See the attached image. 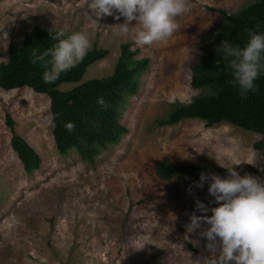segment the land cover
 <instances>
[{
    "label": "rangeland",
    "instance_id": "1",
    "mask_svg": "<svg viewBox=\"0 0 264 264\" xmlns=\"http://www.w3.org/2000/svg\"><path fill=\"white\" fill-rule=\"evenodd\" d=\"M254 1L189 0L190 12L177 18L180 28L167 43L140 46L138 23L121 33L125 18L116 19L115 10L94 23L90 0H0V64L7 62L8 45L20 46L35 26L69 36L84 33L89 50L108 51L82 81L111 75L121 44H130L137 58L150 59L137 95L121 111L128 133L93 166L73 152L58 154L47 96L29 88L0 89V264H191L210 255L199 235L207 225L194 233L186 230L197 200L209 209L218 206L208 194L210 181L203 188L194 186L200 177L161 181L153 165L160 160L202 167L205 174L227 178V169L217 162L229 168L239 163L235 170L241 177L247 173L264 180V136L227 123L207 128L198 119L165 128L157 122L173 106L210 92L191 86L201 38L223 24L210 8L232 15ZM74 86L63 84L59 90ZM7 115L14 133L41 159L31 175L10 148ZM259 143L261 151L255 148Z\"/></svg>",
    "mask_w": 264,
    "mask_h": 264
},
{
    "label": "trees",
    "instance_id": "2",
    "mask_svg": "<svg viewBox=\"0 0 264 264\" xmlns=\"http://www.w3.org/2000/svg\"><path fill=\"white\" fill-rule=\"evenodd\" d=\"M210 11L221 15L223 24L201 38L198 63L191 67L192 88L210 92L194 97L187 104L173 106L168 116L157 122V126L172 127L186 119H198L207 128L227 123L264 136V70L254 82L255 90L241 95L239 86L231 82L233 77L227 66L228 59L215 51L221 40L243 48L252 34L264 35V0H255L232 15L223 10L210 8ZM58 33L35 26L24 33L20 46L10 43L7 62L0 64V89L29 88L36 94L47 96L56 150L62 157L75 152L81 160L93 166L102 152L116 146L128 133L120 123L121 111L129 104V99L137 95L150 59L137 58L138 52L131 50L130 44H121L111 75L82 81L86 70L108 55L105 49L93 48L75 67L61 73L54 83H45L42 76L46 69L40 62L31 63L32 53L36 51L40 55L52 48L57 43L52 37ZM67 36L65 34L62 38ZM63 84L75 86L61 91L59 87ZM101 99L103 105L98 103ZM5 120L11 135L10 148L26 175H31L40 169L41 159L22 137L14 133L10 116L7 115ZM69 122L75 125L71 132L66 129ZM255 148L261 151L262 143L256 144ZM153 170L161 181H169L174 177L199 178L206 168L158 160Z\"/></svg>",
    "mask_w": 264,
    "mask_h": 264
},
{
    "label": "clouds",
    "instance_id": "3",
    "mask_svg": "<svg viewBox=\"0 0 264 264\" xmlns=\"http://www.w3.org/2000/svg\"><path fill=\"white\" fill-rule=\"evenodd\" d=\"M89 8L96 14L94 23L102 16H112L113 10L118 12L116 19L125 18V23L119 25L124 34L128 33L131 22L138 23L135 41L140 46L167 43L180 28L177 18L191 10L189 0H90ZM64 35L60 32L52 37L57 43L42 54L32 53L31 63L40 62L46 69L42 76L45 83H54L61 73L75 67L91 47L84 33L62 38ZM3 37L7 40L6 34ZM215 51L228 59L231 82L239 86L241 95L255 90L254 82L264 70V35L252 34L243 48L221 40ZM98 103L103 105L104 101L101 99ZM74 128L73 123L66 124L69 132ZM217 163L227 169V178L201 173L194 185L203 188L204 182L210 181L208 194L218 206L209 209L197 200L195 212L210 211L211 215L197 216L194 212L189 216L187 232L194 233L207 225L199 235L207 241L204 247L210 253L203 261L191 260V264H264V180L247 173L241 177L235 170L239 163L230 168Z\"/></svg>",
    "mask_w": 264,
    "mask_h": 264
}]
</instances>
